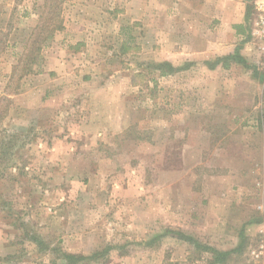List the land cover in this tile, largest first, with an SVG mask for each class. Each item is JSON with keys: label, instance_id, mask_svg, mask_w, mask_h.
<instances>
[{"label": "rangeland", "instance_id": "1", "mask_svg": "<svg viewBox=\"0 0 264 264\" xmlns=\"http://www.w3.org/2000/svg\"><path fill=\"white\" fill-rule=\"evenodd\" d=\"M205 2L0 0V264H264L210 181L264 157V58L213 54Z\"/></svg>", "mask_w": 264, "mask_h": 264}, {"label": "crops", "instance_id": "2", "mask_svg": "<svg viewBox=\"0 0 264 264\" xmlns=\"http://www.w3.org/2000/svg\"><path fill=\"white\" fill-rule=\"evenodd\" d=\"M252 2L253 0H206L203 8L195 10V12H199L203 15L206 14L207 17L211 18L213 23H215V32L211 34V52L213 54L217 56H229L232 54L230 57H233L238 52L243 57L244 63H246V61L251 63L249 60H251L253 54L250 51V46L245 48L244 45L247 43L246 41L241 42V40L245 38V33L250 35L251 19L254 12ZM257 52L260 54L258 50ZM218 63L219 62H217L216 66L212 65L211 67L216 68ZM262 117H264V115H262ZM261 132L264 134V126L261 128ZM243 154L245 156L247 155L245 152H243ZM235 162H238L241 167L239 170L240 177H237L236 175L234 177L228 175L226 178L220 176L219 179H217V177H212L210 181H218L220 183L219 180H221L224 182L223 184L226 187V193L223 194V196H220L217 192L224 189V186L221 189L218 187L219 190L214 189L213 186L211 199L213 200V197L215 196L219 201L217 202L218 205L224 204L228 207H235L236 209L237 206H243V209L238 210L237 212L245 210L244 213L246 215L251 212L252 200H254L253 202L257 200L256 207L259 209L261 208L260 210L264 211V179L262 181L254 180L255 173H253L256 169L259 171L262 169L264 170V157L262 160L256 159L255 161L250 156H246L235 159ZM258 173L260 174V172ZM235 177H237V179H235ZM253 184L260 188V192L254 199L249 196Z\"/></svg>", "mask_w": 264, "mask_h": 264}, {"label": "built area", "instance_id": "3", "mask_svg": "<svg viewBox=\"0 0 264 264\" xmlns=\"http://www.w3.org/2000/svg\"><path fill=\"white\" fill-rule=\"evenodd\" d=\"M250 36L264 58V0H257L251 19ZM260 242L253 251L256 258H264V224L260 227Z\"/></svg>", "mask_w": 264, "mask_h": 264}, {"label": "trees", "instance_id": "4", "mask_svg": "<svg viewBox=\"0 0 264 264\" xmlns=\"http://www.w3.org/2000/svg\"><path fill=\"white\" fill-rule=\"evenodd\" d=\"M235 56V55H234ZM242 61L243 59H242V57H239V61ZM220 61V60H219ZM218 61V62H219ZM167 67L168 68V70H173V68L167 63V62H162V63H160V67ZM164 70V69H163ZM163 72V71H162ZM165 72H167V71H164L163 73H165ZM168 232H172L173 234H174V232L173 231H168ZM177 236H179V238L181 237H185V235L181 232V231H177L176 233H175ZM194 246L198 249V248H200L201 249V246L205 249V250H208V251H211V252H213L214 253V257H213V259L212 260H210V263L211 264H215L216 262H221V261H225L226 260V258L231 254V251H220V250H216V249H213V248H210V247H208V246H205V245H202L200 242H198V241H195L194 242ZM242 246V245H241ZM241 246H239L236 250H241L242 249V247ZM232 251H235V249L234 250H232ZM65 257H66V259L68 260V261H70L71 263H75V262H77L78 260H80V259H83V258H85V257H83V255H76V254H69V253H66L65 255H64Z\"/></svg>", "mask_w": 264, "mask_h": 264}]
</instances>
